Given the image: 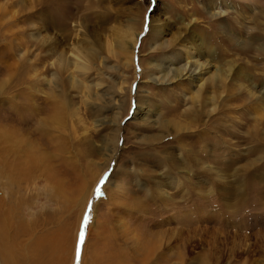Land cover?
<instances>
[{"label": "rangeland", "instance_id": "1", "mask_svg": "<svg viewBox=\"0 0 264 264\" xmlns=\"http://www.w3.org/2000/svg\"><path fill=\"white\" fill-rule=\"evenodd\" d=\"M0 28V130L17 133L0 142L12 264H264V136L249 135L264 134V0H0ZM121 32L136 40L125 51ZM188 51L202 79L175 77ZM220 68L230 76L213 88ZM60 91L52 176L30 166L39 138L26 133Z\"/></svg>", "mask_w": 264, "mask_h": 264}, {"label": "bare ground", "instance_id": "2", "mask_svg": "<svg viewBox=\"0 0 264 264\" xmlns=\"http://www.w3.org/2000/svg\"><path fill=\"white\" fill-rule=\"evenodd\" d=\"M221 2V1H219ZM240 6L242 5V7H246V5L250 6V4H248L247 2H237ZM218 4V3H217ZM221 4V3H220ZM216 5V4H215ZM211 6H213V4H211ZM222 6V5H221ZM218 8L221 9L220 6L217 5ZM239 7V6H238ZM214 8V7H213ZM240 8V7H239ZM246 10V9H245ZM216 11V10H215ZM215 11H213L212 13V16L214 15H217V13H215ZM226 11V10H225ZM224 10L221 9V12H225ZM220 14V13H219ZM224 15H222L223 17ZM243 16V15H242ZM15 18V17H14ZM46 22V21H44ZM1 29V28H0ZM154 30V29H153ZM119 33V32H118ZM122 34H118V40H117V44H118V47H120L121 50L125 51L127 49H129V39L132 40L133 44L135 45L136 43V40H134V36H131V34L129 32H121ZM19 34V33H18ZM162 34L160 31L156 32L155 35H160ZM194 37H195V34H193ZM257 35V34H256ZM255 35V36H256ZM190 36V35H189ZM6 37V36H5ZM156 37H160V36H156ZM192 39H193V36L191 35ZM179 38V37H178ZM137 39V38H136ZM262 40V38L260 39L259 38V41ZM205 44V43H204ZM263 44V45H262ZM133 45V46H134ZM259 45L264 47V42H259ZM26 46V45H25ZM195 47V49L198 47L197 44L195 45H192ZM240 47V46H239ZM203 49V47H201ZM134 49V48H133ZM14 50V49H13ZM19 50V49H18ZM30 52V51H29ZM188 53V59L191 58L190 61H187L186 64H181V65H177L175 66V68L173 67H166V73H163L162 77L166 76L167 74H171L170 71L173 69V71H175V77H180L179 79H181L183 76L185 78V76L187 78L190 77V80H197V79H202L203 77H201V75H203V73L205 72H202L204 70V62H197L198 60L196 59H192L193 56H190V51L187 52ZM28 54V52H26V55ZM80 54V53H79ZM134 53H132L133 55ZM88 55V54H87ZM22 62H26V59H23ZM76 60L74 61V64H76ZM196 63V64H194ZM77 65V64H76ZM232 69V68H231ZM164 71V70H163ZM232 71V70H230ZM237 71V70H236ZM211 72V71H210ZM207 73H209V71H207ZM239 73V72H238ZM234 74V73H233ZM169 76V75H168ZM174 76V75H173ZM204 76V75H203ZM228 76H230V73H227V71L225 70V68H220L218 70H214L210 76L206 79V81H209V84L213 86V88H215V86H218L219 84H216L215 86L213 85L217 79H220V80H224L226 78H228ZM238 77L242 76L240 74L237 75ZM163 77V78H164ZM167 77V76H166ZM152 78V77H151ZM168 78V77H167ZM205 78V77H204ZM165 79V78H164ZM178 79V78H177ZM203 83V82H201ZM220 84H223L224 86L226 85V82L225 81H220L219 82ZM57 84V83H56ZM208 83H204V84H201L199 89H198V92L201 94V92L206 89V87L209 85ZM223 85H219L218 88L220 86L223 87ZM211 86V87H212ZM55 92V91H54ZM52 93L53 96H58V98L60 99V103L53 106L52 108H50L48 110V113L49 115L48 116H43L45 115L46 113L44 112V110H42V115H37L39 118H38V123H40L39 127H41V122L43 120H45V122L43 123L42 127L39 128L37 126L33 127L35 123V120H34V123L31 127V131H28L26 133V135L29 133V132H32L33 133V136L35 134V136H37V138H39V141L38 140H34L32 141L31 143V151L29 153V155L31 156V161H32V164L30 166H33L35 164H37L39 166V168L41 169V167H44V168H47L49 172H54V165L49 161L51 159V154H49V151H48V146H51V139H49V136L51 134V131H49L50 128H55L56 130V124H64L65 121H64V116H65V112H64V108H65V103L63 100V95L64 93L62 91H60L59 93ZM202 92V93H203ZM219 92V91H217ZM219 95V94H218ZM65 96V95H64ZM220 97V95H219ZM214 98H215V95H211L209 97H204L203 96V104L205 102V104L208 103V101L210 102H213L214 101ZM264 100V99H263ZM65 104V105H64ZM64 105V106H63ZM223 107V106H222ZM256 107V106H255ZM254 107V108H255ZM260 109L256 110V111H259L261 112L262 110H264V101H262L261 104H258V106ZM18 111L20 113H22L23 109L21 110V108H17ZM36 110V106H34V102L32 103V105H29L27 106V112L25 114H28V117L26 118V123L27 124H32V118H36V114L39 113V112H35ZM254 110V111H255ZM143 110L141 109V107L138 105L137 106V110L134 112V114L137 116V114L141 113ZM222 112V109L220 110ZM260 116V115H258ZM216 119H220L221 117H216ZM255 118V121H257L259 118L258 117H254ZM261 118H264V117H261ZM260 121H264V119H260ZM261 123V122H260ZM260 123H258L260 125ZM264 125V123H263ZM260 127V126H259ZM221 127H219L217 129V131H221L220 130ZM261 129V128H260ZM259 128H255L253 127V130H255L254 132H251L249 133V135H252V137H262L261 135L264 136V134H261V130ZM12 132V133H11ZM57 132V130H56ZM58 133V132H57ZM201 133H202V138H203V141L205 142L206 145H208V143L210 141H212L214 139V141H212L211 143L214 142V144H218L219 143V140H220V135H218L216 138V135L211 132L207 127H204L203 129H201ZM17 135V133L14 131V130H7V129H2L0 130V142H5V140L8 138V136L10 135ZM210 135L212 137H210ZM24 137V136H23ZM209 139H212V140H209ZM264 139V138H263ZM209 141V142H208ZM253 146V145H252ZM53 147H54V150L55 152H62L64 149H65V145H64V139H62V136L61 134L57 135L55 134L54 136V140H53ZM257 150V151H255ZM253 153H257L260 149H255ZM53 151V150H52ZM262 153H264V150L261 151ZM220 154H225L224 150L220 151ZM55 155V154H54ZM56 156H61L60 153H56ZM113 156V155H111ZM111 160V159H110ZM111 161H109L110 163ZM53 172H52V176H53ZM54 178V177H53ZM52 179V181H54V183L57 185L58 182L57 180L54 178ZM56 180V181H55ZM60 186V185H59ZM58 186V187H59ZM0 254L1 256L3 257V262L4 264H12L16 261V250L14 249V235H15V232H14V211L11 207H8L7 210H4L2 209V202L0 201ZM29 256V255H28ZM27 257V256H26ZM15 264H18L15 263Z\"/></svg>", "mask_w": 264, "mask_h": 264}, {"label": "snow or ice", "instance_id": "3", "mask_svg": "<svg viewBox=\"0 0 264 264\" xmlns=\"http://www.w3.org/2000/svg\"><path fill=\"white\" fill-rule=\"evenodd\" d=\"M100 183L103 184V183H104V180H101ZM97 192L100 193V189H99V188H97ZM100 194H102V193H100ZM88 219H90V217H88V216L86 215V217H85V221H84L85 224H87ZM83 240H84V233L81 232V235H80V243H81V244L83 243Z\"/></svg>", "mask_w": 264, "mask_h": 264}]
</instances>
